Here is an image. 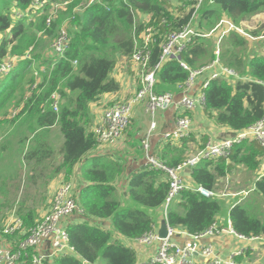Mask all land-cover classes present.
<instances>
[{"label":"trees","instance_id":"trees-1","mask_svg":"<svg viewBox=\"0 0 264 264\" xmlns=\"http://www.w3.org/2000/svg\"><path fill=\"white\" fill-rule=\"evenodd\" d=\"M53 1L59 0L47 1L45 9L29 21L15 17L14 13L15 10L25 12L32 0H0V33H3L0 64L10 57H20L10 73L0 74V137L3 136L0 157L6 153L20 154L21 160L36 171L32 162L43 165L54 155L46 133L58 126L63 144L59 150L61 162L55 165L53 173L63 174L61 184L78 181L76 199L84 213L77 212L64 221L76 253L55 258L51 264H83L84 259L101 264H136V253L124 239L141 237L158 223L156 212L163 210L170 179L154 169L133 172L127 184V197L121 200L114 182L123 166L106 155H86L98 144L92 129V105L104 94L120 90V82L112 76L118 60L124 57L132 63L136 41L141 48L144 46L143 35L150 26L154 34L147 49L148 65L155 68L160 62L162 44L170 33L190 22L197 0H102L75 15L74 8L85 0H72L48 27L46 20ZM261 13H264V0L204 1L195 26L207 34L221 19L240 25L246 18ZM141 15L149 19L145 21ZM67 19L66 28L70 33L67 56L52 66L56 56L51 44ZM39 32L43 35L39 36ZM247 33L253 38L232 29L219 44L222 63L245 79L235 82L227 78L213 79L206 89V112L233 132L250 127L264 115V86L259 82L264 80V25ZM221 35L222 31L216 29L208 37H193L181 53V60L191 68L214 60ZM251 45L258 49H249ZM30 48L31 58H26ZM74 60L77 64H73ZM188 75L178 59L161 62L156 71L155 91L178 94ZM54 92L62 96L58 112L51 104ZM263 153L259 142L243 141L234 146L229 162L223 158L200 161L191 172L193 184L216 192L218 178L225 177L236 165L248 171H260ZM163 157L169 166L185 159ZM78 164L80 175H76ZM11 168L0 170V194L6 193L0 199V241L6 244L24 240L29 230L43 219L26 202L13 209L20 182L12 192L13 175L8 176V181L5 176ZM11 170L18 174V170ZM39 177L34 173L30 181L35 183ZM255 188L264 195V174L257 179ZM241 198L229 206L222 197H206L185 189L168 209L167 223L175 230L193 234L227 215L238 232L264 236V220L251 215L241 204ZM12 210L23 219L25 236L3 233ZM106 218L112 221L109 228L103 226L102 220Z\"/></svg>","mask_w":264,"mask_h":264},{"label":"built area","instance_id":"built-area-1","mask_svg":"<svg viewBox=\"0 0 264 264\" xmlns=\"http://www.w3.org/2000/svg\"><path fill=\"white\" fill-rule=\"evenodd\" d=\"M49 0H32L29 8L25 12L15 10V17L34 20V15L45 9ZM72 0H59L51 3V9L46 20L49 27L58 18L60 11L64 10ZM204 1L197 0L190 22L182 29L168 35L162 44V54L160 62L155 68L148 65L149 43L153 40L154 29L148 27L143 35L144 46L141 48L136 41L135 49L131 58L132 64L138 67L140 84L133 95L127 100L113 101L100 115L95 127L98 141L102 143H114L129 127L134 116V109L142 105L151 117L149 134L158 128L156 118L158 111L174 108L177 112L175 127L172 131L164 134L165 140L172 143L182 142L193 133L192 112L206 107V89L213 79L227 78L233 82L238 79H245L238 71L222 63L220 42L224 35L235 29L251 38L246 30L234 22L221 19L214 29L209 33L201 32L195 24L199 19L198 10ZM95 3H102V0H85L74 8V15L82 12L85 8ZM149 19V18H148ZM67 19L60 29L59 35L52 42L51 47L56 56L52 63L55 66L58 60H65L69 47L70 33L66 28ZM147 21V20H146ZM216 29L222 31L218 40V45L214 60L205 63L197 68H191L186 62L181 60V53L185 50L193 37H208ZM43 34L39 32L38 35ZM30 48L25 57L31 58ZM178 59L180 64L189 72L187 80L180 85L181 91L178 94L155 91L156 71L160 63ZM20 57L9 58L0 64V74H8L16 66ZM77 64V60L72 61ZM39 70L36 71V76ZM264 86V80L259 81ZM53 109L58 112L62 101V96L58 92L51 95ZM15 113V112H14ZM257 141L264 150V115L250 127L234 132L233 135L221 140L208 138L195 152L186 156L185 159L175 165L169 166L164 159L153 153H149L150 142L148 137L143 140V146L147 153L145 166L150 169L165 171L170 179V189L166 201L161 211L164 221L167 222L168 209L185 189L198 191L206 197H220L219 193L196 186L188 182L185 172L192 169L202 160L231 159L235 145L243 141ZM264 174V153L260 169V176ZM84 213L83 208L77 202L74 182H65L56 191L55 199L51 209L45 217L33 228L29 230L26 238L18 243L16 247H10L0 241V264H17L23 257L30 259V264H51L55 258L66 257L76 253L75 248L70 244L69 232L64 221L72 217L75 213ZM168 224V223H167ZM24 221L21 217L11 214L3 233L14 235L23 230ZM158 227H153L143 236L135 241L139 245L150 247L149 254L144 260L137 264H264V236L254 234H243L238 232L233 226L230 216L220 218L205 230L198 233H188L184 230H175L168 224L167 237L159 235ZM229 236L239 239L241 246L233 249L230 253L219 252L213 240L223 239ZM44 246H47L44 248ZM251 254V255H250ZM83 264H94L84 259Z\"/></svg>","mask_w":264,"mask_h":264},{"label":"crops","instance_id":"crops-1","mask_svg":"<svg viewBox=\"0 0 264 264\" xmlns=\"http://www.w3.org/2000/svg\"><path fill=\"white\" fill-rule=\"evenodd\" d=\"M141 18L146 21L148 20L149 17L147 15H141ZM262 24L264 25V16H263ZM112 76L115 77L120 82L121 87L117 93L104 94L100 99H98V101L93 103L92 106H93L94 121H93L92 129H94V131L96 124L99 121V117L104 112L105 108L108 107L110 104H112L113 101L129 99L139 86V81H140L139 71L133 66L132 63H130L124 57L119 58L117 67L113 72ZM176 112L177 111L174 108L158 111L156 115V118L158 120V128L155 131H153L151 134H149L151 117L149 116V114L146 112L145 108L142 105H138L134 109V116L132 118L134 124L132 126H129L117 141H115L114 143H102L98 141L96 147L90 150L86 154L88 157L96 156L99 154L106 155L115 162H117L119 165L123 166L122 173L118 177H116L114 182L117 188V195L121 200L127 197L128 194L127 184L130 175L133 172L139 171L144 168L150 169L145 166V160L147 159L148 152H146L143 146V140L146 139L147 137L150 142L149 153H153L164 159L163 155H168L170 158H175L177 156L185 158L186 156L195 152L199 148L203 147V144L206 142L208 138H213L214 140H221L230 137L234 133L230 127L217 123L214 117L206 112V109H200L191 113L193 119L192 135L182 142L181 141L177 143L168 142L167 140H165L164 134L174 129L176 115H177ZM54 127L59 128L58 126H53L50 128L48 133H46V135L48 134L46 136V139L49 141L50 144L52 143L49 138L50 135L54 132H58L60 139L62 140V133L60 135L59 131H52ZM62 144L63 141L61 143V146ZM164 160L165 162H167L166 159ZM60 162H61V156L59 155V152L57 153L55 150L52 158L48 160V162H46L45 164L36 165L35 162L34 163L32 162V165L36 167V171L32 172L33 174L35 173L36 175L38 174L40 177H45V178L49 177V182L46 184L45 187V193L43 192L44 194L43 196L45 198L44 200L48 198L46 194L52 193L53 191L52 187H57L62 182L61 179L63 178V174L53 173L55 169V165L59 164ZM80 170L81 167L80 164H78L76 166V175H80L81 172ZM46 171H50V173L46 174L45 173ZM158 171L164 172L169 178L168 174L165 171L163 170H158ZM247 172L248 170L244 168L242 165H236L232 169V171L229 172L225 177L218 178L219 183L217 186L216 193L219 194L224 193V195H221L220 197L225 199V202H227L228 198L225 197L230 193L224 192L223 189H220L221 183L223 184L224 181H245L248 175ZM254 173L260 175L259 171ZM259 175L257 179H259ZM5 176L8 181V175L5 174ZM18 176L19 174L15 173V177H16L15 181H20L17 180ZM161 178H164V176L162 175ZM185 178L188 179L187 180L188 182L193 183L191 172L189 173L188 171H186ZM74 185L76 192L78 193V189H79L78 181H74ZM32 186L35 187L37 185H35L34 183L32 184ZM30 191L31 190H27L24 192L23 190V193L28 196L25 197L24 199H20L23 197V195L22 196L19 195V191H18V195L16 196L15 205L13 209H18L17 203L21 200V202L23 201L29 203L28 206L30 205V207L36 211L38 216H41L44 213V211L42 209L37 208L39 206L38 204L34 203L32 205V199L34 200L39 193L35 194L33 191H31L32 193L31 194ZM240 191L243 190H239V192ZM5 194H0V199H3ZM156 213L159 216V220L157 221L158 223H156L155 226L160 228V224L164 220L163 214L161 211ZM223 217H227V215H223L222 218ZM102 221H103V226H105L106 228H109L111 226L112 223L111 219L106 218ZM23 234L25 235V233ZM124 242H126V244L132 250L135 251L137 256V262L144 260L149 255L147 252L151 250L150 247L139 245L135 241V239L133 240L124 239ZM213 243L216 244L218 251L223 252L224 254H228L233 249H237L238 246H241V242L239 241V239H236L235 237L232 236H229V238L227 236L224 237L223 239L219 238V240H213ZM7 245L10 247H16L18 243L8 242ZM46 247L47 246H44V248ZM17 264H30V259L26 258L25 261L20 260ZM94 264H101V263L97 262Z\"/></svg>","mask_w":264,"mask_h":264},{"label":"rangeland","instance_id":"rangeland-1","mask_svg":"<svg viewBox=\"0 0 264 264\" xmlns=\"http://www.w3.org/2000/svg\"><path fill=\"white\" fill-rule=\"evenodd\" d=\"M263 16H264V13H261V14H258V15L252 16V17H248L245 20H243L239 26L246 31L258 29L263 25L262 24L263 23ZM2 35H3V33H0V42L2 40V38H1ZM41 35H43V34H41ZM41 35H39V36H41ZM253 47H254V45H251V47H249V49L253 50ZM254 48L258 49L257 46ZM250 56H252V54ZM133 124H134V121H131V124L129 126H132ZM52 131H59V133L61 135V131L57 127H54V129H52ZM51 135H50L49 139L53 145V149L58 153L59 149L61 147V143L63 141V135H62V140L60 139L58 132H54ZM2 138H3V136L0 137V141L2 140ZM13 144L16 145L15 143H13ZM25 146L27 147V144ZM11 149L14 150L15 148H11ZM10 154L11 153H6L2 158L0 157V170H3L7 167L8 168L12 167L11 169L18 170L19 176L17 177V180H21V181H19L20 185H19V189L18 188L17 189L19 190V195H21V196L23 195V197L20 199H24L25 197H28L26 194L23 193V190H24V192L27 190H31L35 194H38V193L41 194V195L38 194L34 200L32 199V205L34 203L39 205L37 208L42 209L44 211V213L41 215V219L44 218L45 215L48 213V211L51 209V207L53 205L56 191L59 189V187L63 183L58 185L57 187H52V190H53L52 193L46 194V196L48 198L46 200H44L45 198L43 196L44 195L43 192L45 193V187H46V184L49 182V177L48 178L40 177L38 181H35V185H37V186L33 187L32 184H34L33 183L34 181H30V176L33 174L32 172L35 170L32 169V166H30L29 163H27V162L25 163L21 160L20 154H17L15 156L10 155ZM0 155H2V154H0ZM11 169H9V170L12 171ZM9 170L5 174H7L8 176L13 175V178H12L13 181H11V186H10V189L13 192L14 189H16V187L18 185L17 184L18 181H15V179H16L15 174L13 172H10ZM45 173L49 174L50 171H46ZM247 173H248V175H247V178L245 179V181H224L223 184L221 183L220 189H223L224 192L230 193L229 195H227L225 197V198H228L227 202L230 204L229 206L235 204L236 200L242 196L241 204L244 206V208H246L251 215L260 217L262 220H264V195L260 194L255 188V184H256L257 177L259 174L254 173L252 171H248ZM61 181H63V178L61 179ZM64 182H66V181H64ZM39 185H40V188H39ZM239 190H243V191L239 192ZM31 191H30V193H31ZM245 191H246V193H245ZM220 195H224V193H222ZM20 204H21V200L17 203V206ZM11 214H10V216H11ZM13 214L17 215V212L13 211ZM10 216H9V218H10ZM15 234L16 235L20 234V236L24 235L22 230L15 233Z\"/></svg>","mask_w":264,"mask_h":264},{"label":"water","instance_id":"water-1","mask_svg":"<svg viewBox=\"0 0 264 264\" xmlns=\"http://www.w3.org/2000/svg\"><path fill=\"white\" fill-rule=\"evenodd\" d=\"M190 173V170H187ZM168 224L166 221H162V223L160 224V229H159V235L161 237H167L168 235Z\"/></svg>","mask_w":264,"mask_h":264},{"label":"bare ground","instance_id":"bare-ground-1","mask_svg":"<svg viewBox=\"0 0 264 264\" xmlns=\"http://www.w3.org/2000/svg\"><path fill=\"white\" fill-rule=\"evenodd\" d=\"M245 78V77H244ZM247 79V78H246ZM242 80V79H241ZM249 80V79H248ZM254 141V140H253Z\"/></svg>","mask_w":264,"mask_h":264}]
</instances>
